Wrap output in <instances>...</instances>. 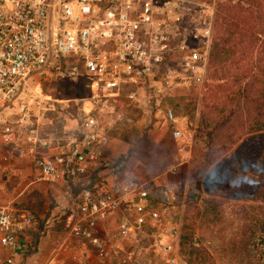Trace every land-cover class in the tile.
<instances>
[{"label":"built area","instance_id":"2783aa9c","mask_svg":"<svg viewBox=\"0 0 264 264\" xmlns=\"http://www.w3.org/2000/svg\"><path fill=\"white\" fill-rule=\"evenodd\" d=\"M191 4V0H0V145L24 154L42 180L83 183L86 173L106 161L111 141L96 111H114L122 101L139 104L135 89L143 85L150 88L157 109L164 90L174 84L202 86L211 33L206 27L188 29ZM174 55L177 68L172 69ZM69 59H76L82 70L62 68ZM62 69L73 82L86 79L89 92L80 101L87 102L90 111L79 110L76 134L42 137L21 98L29 93L42 96V84L54 73L61 75ZM10 108L16 109L26 129L19 149L17 133L5 120ZM163 118L173 138H179L172 112L167 110ZM50 151L55 153L47 154ZM83 185L76 195L68 194L78 216L64 227L79 248L81 264L88 257L84 242L94 249L95 264H113L119 257V241L98 235L95 226L123 207L133 216H120L116 228L120 239L135 237L147 221L174 229L175 190L169 185L128 177L110 185ZM152 203L157 206L152 208ZM34 223L25 207L0 205V264H13L21 247L19 236ZM154 247L167 257V264H185L160 239H155Z\"/></svg>","mask_w":264,"mask_h":264},{"label":"rangeland","instance_id":"374dc122","mask_svg":"<svg viewBox=\"0 0 264 264\" xmlns=\"http://www.w3.org/2000/svg\"><path fill=\"white\" fill-rule=\"evenodd\" d=\"M191 1L188 29L206 27L210 28L211 33L214 3ZM175 58L174 55L173 64H170L172 69L177 68ZM159 69L164 71V67ZM66 73L62 69L61 75L64 77L55 73L51 75L41 86L42 96L29 93L21 98L32 113L42 137L58 138L76 134L80 126L79 110L90 111L87 102L77 98L67 99L65 86L70 90L74 82ZM206 78L207 69L204 82ZM202 86L174 84L164 90L157 109L150 97V88L143 85L135 89L139 93V104L122 101L114 111H96L98 121L108 130L111 143L102 168L86 173L84 182L79 185L42 180L24 154L13 146L0 145V205L25 207L34 215L38 225L46 220L55 223L66 219V223L67 217L76 219L78 216L75 201H70L68 194L76 195L92 176L93 184L97 185H110L127 177L145 184L156 181L175 190L171 209L174 229L162 222L147 221L135 237L120 239L116 232L117 222L109 235L121 243L119 257L113 260V264H167V257L158 254L152 246V240L157 238L169 245L172 253L185 264H264V226L261 225H264V203L237 199L229 194L209 196L204 193L194 203L188 201V174L203 97L214 102L224 97L226 90L204 96L206 89ZM37 92L40 91L37 89ZM53 93L57 98H53ZM142 95L145 96L142 98ZM167 110L172 112L174 126L180 132L179 138H173L171 126L164 121L163 113ZM4 114L6 122L17 133L19 149L26 129L19 122L16 109H7ZM105 173H114L115 177L103 181L101 179L105 178ZM203 201L215 206L213 214L201 216L205 206L208 209ZM127 214L133 216V211H127ZM189 217L194 225L191 241L198 243L195 245L197 254H191L195 252L192 242L179 246L182 226ZM127 249L130 253L125 252ZM145 251L148 255L144 256Z\"/></svg>","mask_w":264,"mask_h":264},{"label":"trees","instance_id":"16d2710c","mask_svg":"<svg viewBox=\"0 0 264 264\" xmlns=\"http://www.w3.org/2000/svg\"><path fill=\"white\" fill-rule=\"evenodd\" d=\"M201 1L214 3L204 96L226 90L225 96L214 102L203 97L187 198L194 203L201 193L229 194L264 203V0ZM67 65L82 70L76 59L63 62L62 68ZM86 83L81 77L70 90L65 86L67 99L85 98L89 92ZM53 98H57L54 93ZM96 184L92 176L83 186ZM203 205L209 210L205 206L201 216L213 214L214 205L209 201H203ZM116 215L119 217V213ZM191 219L182 226L179 246L192 242L195 252L191 254H197L198 243L191 241Z\"/></svg>","mask_w":264,"mask_h":264},{"label":"crops","instance_id":"0c3cea01","mask_svg":"<svg viewBox=\"0 0 264 264\" xmlns=\"http://www.w3.org/2000/svg\"><path fill=\"white\" fill-rule=\"evenodd\" d=\"M54 153V151H50L47 154ZM101 174H104V172H101ZM105 174V178L101 179L103 181H110L112 177H115L114 173ZM37 176L39 175L37 174ZM59 182L61 181L49 183ZM153 204L155 207L157 206V204L152 203V208H155ZM127 211L128 210L126 209H124V211L121 210L119 217L118 215H113L108 217L103 222L98 223V225L95 226V232L100 236H109L112 232L111 229L115 227V224L118 222L120 216L123 214L127 215ZM115 217L118 218V220H116ZM67 219V223L68 221L73 220L72 217H67ZM65 220L56 221L55 223L48 222V220H46L41 221L39 225L35 220V223L19 236V244L21 247L13 255V264H81L78 258L79 248L68 232L64 229L66 225ZM154 242L155 239L152 240V246L153 248H156L154 247ZM81 246L82 249L86 250L88 253L85 264H95L94 249L86 242L82 243ZM125 252L130 253V250L127 249ZM158 254L160 253L158 252Z\"/></svg>","mask_w":264,"mask_h":264},{"label":"bare ground","instance_id":"6f19581e","mask_svg":"<svg viewBox=\"0 0 264 264\" xmlns=\"http://www.w3.org/2000/svg\"><path fill=\"white\" fill-rule=\"evenodd\" d=\"M44 99H46V100H49L50 98H49V97H47V96H45V97H44Z\"/></svg>","mask_w":264,"mask_h":264}]
</instances>
